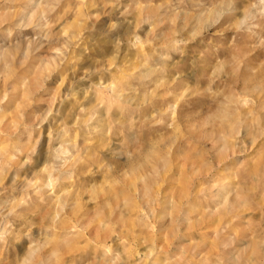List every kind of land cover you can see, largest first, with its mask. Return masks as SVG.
<instances>
[{"label": "rangeland", "instance_id": "rangeland-1", "mask_svg": "<svg viewBox=\"0 0 264 264\" xmlns=\"http://www.w3.org/2000/svg\"><path fill=\"white\" fill-rule=\"evenodd\" d=\"M0 264H264V0H0Z\"/></svg>", "mask_w": 264, "mask_h": 264}, {"label": "bare ground", "instance_id": "bare-ground-1", "mask_svg": "<svg viewBox=\"0 0 264 264\" xmlns=\"http://www.w3.org/2000/svg\"><path fill=\"white\" fill-rule=\"evenodd\" d=\"M135 39V38H134ZM134 41H136V40H134ZM139 42V41H138ZM105 88H107V89H109L110 91H112L113 89H112V87H110V86H106ZM106 89V90H107ZM229 145V143H226V146H228ZM227 149H228V147H227ZM234 152V151H233ZM233 152H231V153H233ZM61 153V152H60ZM73 161H74V159H73ZM74 165V164H73ZM72 168V167H71ZM68 170V169H67ZM143 196H144V194H143ZM62 197V196H61ZM63 197H64V195H63ZM66 197V196H65ZM153 198V197H152ZM65 199V198H64ZM151 199V198H150ZM61 200V199H60ZM62 200H63V198H62ZM61 200V201H62ZM148 202L150 201L149 199L147 200ZM66 202V201H65ZM154 202V201H153ZM152 202V203H153ZM63 203V202H62ZM150 203V202H149ZM182 203V202H181ZM148 204V203H147ZM73 205V204H72ZM145 205V204H144ZM154 205H155V203H154ZM151 206L153 207V205L151 204ZM73 207V206H72ZM146 207V206H145ZM61 209H63V208H61ZM145 210V209H144ZM154 210V209H153ZM149 211V210H148ZM73 213H74V218L76 219L75 220V223L77 222V223H83V221H82V218L79 216V217H77L76 215V213L77 212H74V210H73ZM144 214V213H143ZM150 214V213H149ZM76 216V217H75ZM179 219V218H178ZM180 220V219H179ZM72 221V220H71ZM82 221V222H81ZM73 222V221H72ZM71 224V223H70ZM65 226H67V225H65ZM100 226V225H99ZM124 237H126V236H124ZM105 241V240H104ZM29 249V248H28ZM31 249V248H30ZM30 251V250H29ZM32 251H34V250H32ZM31 252V251H30ZM31 254V253H30ZM34 253H32L31 254V256L33 255Z\"/></svg>", "mask_w": 264, "mask_h": 264}]
</instances>
